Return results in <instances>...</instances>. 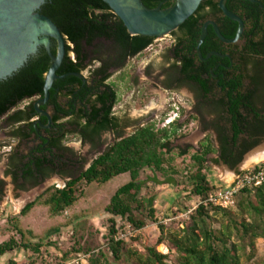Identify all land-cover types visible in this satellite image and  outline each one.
<instances>
[{
    "label": "trees",
    "instance_id": "16d2710c",
    "mask_svg": "<svg viewBox=\"0 0 264 264\" xmlns=\"http://www.w3.org/2000/svg\"><path fill=\"white\" fill-rule=\"evenodd\" d=\"M228 1V0H227ZM236 1L242 10L241 19L245 29L240 39V46H227L219 41L212 27L201 46L203 58L211 52L219 54L232 50L234 61L231 73L221 83L226 95L220 101H201L202 108H207L210 114L218 117L215 125L217 143L214 147L211 137H206L200 149L191 157L194 172L188 178L189 193L192 198L205 200L212 192V179L207 174L208 157L218 154L214 164H223L230 170L241 164L245 155L257 148L264 141V98L260 92L264 86V10L262 4L243 0H229L226 8L232 12L230 2ZM148 9H167L173 5V0H141ZM264 7V6H263ZM41 14L49 18L60 30L66 42V55L56 75L50 90L48 104L40 108L53 111V123L57 124V133L51 146L58 151L63 150V144L70 135L84 140L93 141L109 130L115 129L117 123L112 117V110L117 104L110 95H101L100 88L109 78L108 70L123 68L127 58H135L149 49L155 38L131 36L121 20L102 0H48L41 8ZM221 15V16H220ZM213 19L222 36L228 40L237 35L238 23L222 16L218 2L203 0L196 13L170 36L174 39L175 68L180 69L184 82L195 85L201 90V97L206 99L212 93L209 81L203 76L220 61L226 67L230 60L211 57L208 61H199L196 48L201 38L202 25ZM51 53L55 56L57 47L52 46ZM95 64L99 66L95 67ZM52 65L48 53L41 49L38 56L28 59L27 63L6 80L0 81V120L5 119L8 127L19 125L12 135L15 138L27 139V128L30 121L38 116L34 104L21 106L34 98H44L46 75ZM92 67L91 69H89ZM95 67V68H94ZM89 69V70H88ZM88 70L89 80L81 76ZM249 80L251 86L243 89L244 80ZM68 119L67 125L72 131L66 130L62 120ZM223 123V126L220 125ZM42 123H46L43 118ZM184 126L179 121L169 129L155 130L152 124L139 128L130 137L116 141L108 150L98 156L90 167L79 176L65 175L70 181L64 188H53L36 201L25 206L20 217L40 205L47 207L52 218H57L74 207L83 196L80 184L87 186H102L116 177L128 174L130 182L121 187L111 198L105 211L110 216L107 251L115 262H122L128 254L125 243L117 240L121 230L119 222L131 226L136 231L144 230L149 223L157 222L156 197H148L142 192L147 182L156 181L155 176L165 173L167 158L173 152L171 140L177 136ZM188 152L180 150L179 156L185 157ZM65 164H55L47 159L36 161V168L43 179L62 175ZM24 177L33 176V170L25 166ZM13 177L16 183L21 169L13 167ZM150 171L153 177L141 180L143 171ZM5 183L0 181V195ZM43 200V201H42ZM239 215L247 214L251 223H238L232 220L235 216L230 210L200 205L191 214V224L185 229L184 236L165 235V227L158 226L160 237L154 247L146 248V259H140V264H164L168 259L157 251V247L170 243L180 255V264H240L237 246L229 247L231 240L230 226L217 231L212 228V214H222L229 218L236 234L241 240H253L264 237V185L254 191H245L237 205ZM18 222V217L8 221ZM14 233L19 239L11 237L0 244V263L17 251L41 254V246L26 241L24 231L17 224ZM93 252L87 250L85 255ZM42 264H46L42 261ZM54 264L67 262L66 257ZM110 264L104 253L96 258L89 257L87 264ZM8 264H19L9 259ZM35 264V263H32Z\"/></svg>",
    "mask_w": 264,
    "mask_h": 264
},
{
    "label": "rangeland",
    "instance_id": "374dc122",
    "mask_svg": "<svg viewBox=\"0 0 264 264\" xmlns=\"http://www.w3.org/2000/svg\"><path fill=\"white\" fill-rule=\"evenodd\" d=\"M172 40L171 36L156 39L151 48L131 63L132 69L136 73H141L148 63L154 65L152 95L146 101H125L131 106L130 117L137 122L143 121L137 129L141 128L143 124L145 126L152 124L155 130H162L163 119L167 118L174 109V104H180L179 122L184 126L178 131L177 136L171 140L173 152L167 158L169 161L165 166V173L155 176V182L149 180L142 192L148 197H156L158 223H149L142 231H136L131 227V234L125 243L126 250L130 254L122 262H115L112 259L106 246L110 216L106 214L105 209L114 194L130 182L128 174L116 177L102 186L80 184L79 189L83 196L74 207L57 219L52 218L48 208L40 205V203L27 216L20 217L21 210L27 204L32 203L35 198L38 199L41 196H43V200L46 199V193L53 188H64L69 178L60 179L57 176H52L38 188L17 191L11 178L3 175L7 161L6 155L10 152L11 147L16 148L22 154H26L27 145L18 144L15 140H8L3 144L0 139V177L6 183L4 195L0 199V244L8 241L11 237L19 239L14 233V226L17 224L24 231L26 241L41 246L39 256L34 255L32 252L17 251L6 258L4 264H8L9 259L18 261L20 259L19 264H42L43 260L46 264H54L56 260L62 257H66L68 262L81 256H87L85 255L87 250L93 252L90 256H87V259L89 257L94 259L99 253H104L110 264H140L139 260L145 261L147 257L146 248L154 247L160 237L159 225L165 227V235L184 236L185 229L191 224V214L200 201L198 198H192L189 194L191 188L188 186V178L194 172L191 157L200 149V145L205 138L201 139L197 131L198 114L194 110L196 101L192 100V96L186 90L167 95L157 89V75L161 67L167 65V62H163L161 57L164 54L167 55L172 46ZM140 77L144 79L142 75ZM29 103L30 101L25 102L21 109ZM122 105L123 101H120L119 106ZM202 116L204 119L210 118L206 110H203ZM145 119H147V122ZM3 132L4 126L0 124V135ZM129 134H133V131ZM207 137H211L215 147L213 136L208 135ZM105 139L107 141L111 140L110 135H106ZM65 145L72 149L75 157L78 158H82L88 149L81 143L80 138L75 135L67 138ZM262 146H264V141L245 155L241 164L234 170L228 169L223 164H214L213 161L217 158L215 154L209 156L207 174L211 179L217 176L216 182H219L220 179L230 182L236 172L252 166H248L247 161L254 152L263 150L260 149ZM180 150H186L188 152L187 156L180 157ZM262 161L264 159L258 163ZM79 174V172H75L73 176L77 177ZM151 177L153 175L148 170L141 173L142 181ZM230 211L235 214L232 220H236L240 224L253 221L247 214L239 215L237 208ZM14 217H18V222L9 223L8 221ZM212 217V228L214 230L219 231L230 226L231 240L229 247L232 245L238 247L240 264H264V237L253 240L251 245L249 238L241 240L238 237L229 218L214 213ZM126 226L127 224L123 221L119 222L121 230L126 231ZM157 251L168 257L164 264H180V255L170 243L165 242V244L158 246ZM85 264H87V261Z\"/></svg>",
    "mask_w": 264,
    "mask_h": 264
},
{
    "label": "flooded vegetation",
    "instance_id": "af4514ba",
    "mask_svg": "<svg viewBox=\"0 0 264 264\" xmlns=\"http://www.w3.org/2000/svg\"><path fill=\"white\" fill-rule=\"evenodd\" d=\"M215 1L218 2V6H219L220 0H215ZM255 3L262 4V9L264 10L263 7L264 0H255ZM238 6L239 4L236 1L230 2V8L232 10L231 13L240 17V15H242V10H239ZM39 13L41 14V9L39 10ZM222 16H224L223 13ZM208 22H214L216 24V22L213 19H208L203 23L202 29L204 25ZM210 27L211 26H209V28ZM171 38L173 39L172 36ZM173 45H174V39L172 40V46L168 50L167 55L164 54L161 57L163 62L165 63L167 62V65L161 67V70L157 75L158 76L157 89L161 90L164 94L167 95L173 93H180L182 90H186L187 93L192 96V100L197 102L194 107V110L198 114L197 116L198 120H201L200 124L201 125L203 124L202 126H204V129H206V131H212L216 135L215 125H217L218 117L211 114L214 118L210 122L205 120L204 117L202 116L203 110L208 111L209 114L210 111L207 108H202L201 101H220L221 98L226 95L227 91L223 90L221 83L231 73L232 67L234 66V61L231 55L232 50L227 49L223 54L218 53L221 56L218 57L219 59L230 60L231 62L230 66L226 67L225 64L220 61L210 70L209 73L203 76V79L205 81H209L208 85L210 88H212V93L208 95L206 99H204L201 97L202 95L201 90L193 84L184 82V77L180 74V69L174 67V65L176 64V59L174 55V50L172 49ZM235 45L240 46L241 45L240 41L238 44ZM52 46H55V43L53 41L51 43V48ZM227 46H231V45H227ZM41 49L44 48L40 47L37 53L31 57L38 56ZM196 53L199 61L206 62L211 58L210 57L207 60H202L198 55L197 48H196ZM211 53H209L207 57ZM137 57L127 58L123 68L119 70L118 69L116 70L114 68L108 70V74H110V76L103 82L100 88V94L110 95L111 97L109 98H112L113 101H117V104L112 110V117L115 119L117 123V127L115 129L102 133L99 138H96L93 141L84 140L83 138L77 135L80 138L81 143H83L86 147H88L86 154L82 158L75 157L72 149H69L65 145V142L63 144L64 151H58L55 147L51 146L52 140L55 138V134L57 133V124L53 123V111L51 107L47 108V110H42L45 114L48 115V117L38 114L36 118L30 121L31 126L27 128V133H29V137L25 140L20 138H15L12 135L14 130H17L19 128V125L15 127H8L5 123V119L0 120V124H3L4 126V132L0 135V139L3 144H5V142L8 140L11 141L15 140L17 141L18 144L27 145L26 154H22L16 148L11 147L10 152L7 153L6 155L7 161L3 175L4 177L11 178L12 183L14 184L17 191H26L29 189L38 188L41 185H43L45 181L49 179V178L43 179L38 173L36 168L37 160L47 159L48 161H53L55 164H62V165L65 164V167H63L62 169V175H55L60 179H64L65 175L71 176L75 172L82 173L83 171L87 170L92 164V162L98 156L104 154L108 150V148L112 146L116 141L130 137L138 130L137 127L141 125L143 121L137 122L136 120H133L130 117L131 106L125 101H146L152 95L151 91H152V83L154 81L153 78L154 65L152 63H148L147 65H145L141 73H136L132 69L131 63ZM97 66H99V64H95V67ZM91 68L92 67H90L89 69ZM88 70H86L81 76L86 81L89 80ZM140 75H142L144 79H141ZM147 85H149V87H147ZM250 86H251V82L247 79L244 80L243 89L247 90ZM260 94L264 98V86L262 87ZM42 99L43 98H34L30 100V103L28 105L34 104L35 107V105L38 102H40ZM171 100L173 101V99ZM120 101H123L122 106H119ZM48 102L46 104L40 105L39 109L45 107L48 104ZM43 118L46 119L45 124L42 123ZM49 119L51 121H49ZM67 121L68 119L62 120L61 124L65 125L66 130L72 131L73 129L72 127L67 125ZM145 121L147 122V119H145ZM220 125L223 126V123L220 122ZM142 127H145V125L143 124ZM131 131H133V134L130 135L129 133ZM106 135H110L111 140L107 141L105 139ZM70 136H68V138ZM216 142H217V135H216ZM215 148L216 149L219 148L218 143L217 146H215ZM15 165H18V167L21 169V171L19 172V179L16 183L14 182V177L12 174L14 171L13 167ZM25 166H29L33 170L32 177L31 176L30 177L27 176L26 178L24 177L25 171H28L25 168ZM0 181L5 183L4 179L1 177H0ZM4 189L2 195H0V199L4 195ZM36 199L37 198H35L34 201H36Z\"/></svg>",
    "mask_w": 264,
    "mask_h": 264
},
{
    "label": "water",
    "instance_id": "95a60500",
    "mask_svg": "<svg viewBox=\"0 0 264 264\" xmlns=\"http://www.w3.org/2000/svg\"><path fill=\"white\" fill-rule=\"evenodd\" d=\"M47 1L0 0V81L18 72L27 63L29 57L35 55L40 47L44 48L52 65L45 79V97L35 105V109L38 114L46 117L48 115L40 110L39 106L48 102L50 90L55 81L60 79L56 73L66 55V42L60 30L49 18L39 13ZM102 1L121 20L131 36L155 39L168 37L172 32L177 31L196 13L203 2V0H173V5L167 9L160 7L148 9L141 0ZM243 1L255 3V0ZM226 2L227 0H220L219 9L226 18L238 23L237 35L234 39L228 40L222 36L214 22L206 23L197 45L198 55L202 60L212 56L221 57L216 52L211 53L206 59L202 57L200 49L208 35L209 26L213 28L217 38L226 45L238 44L244 33V21L226 8ZM52 41L57 47L55 56L51 53Z\"/></svg>",
    "mask_w": 264,
    "mask_h": 264
},
{
    "label": "built area",
    "instance_id": "2783aa9c",
    "mask_svg": "<svg viewBox=\"0 0 264 264\" xmlns=\"http://www.w3.org/2000/svg\"><path fill=\"white\" fill-rule=\"evenodd\" d=\"M180 104H174L173 110L163 119L162 129H169L175 122L180 119ZM264 185V161L257 165H253L233 176L230 182L219 181L213 182L212 192L205 200H200L197 207L206 205L225 210L236 209L239 199L245 191H254ZM131 226H126V231L119 230L117 240L127 241L130 236ZM87 256H81L72 261L63 264H85Z\"/></svg>",
    "mask_w": 264,
    "mask_h": 264
},
{
    "label": "crops",
    "instance_id": "0c3cea01",
    "mask_svg": "<svg viewBox=\"0 0 264 264\" xmlns=\"http://www.w3.org/2000/svg\"><path fill=\"white\" fill-rule=\"evenodd\" d=\"M197 103V102H196ZM196 103H194V106L196 105ZM209 117L210 118H208V119H206L205 118V120H207V121H211L214 117L211 115V114H209ZM200 121L201 120H198V118H197V125H198V129H197V131H198V133L200 134V137H201V139H203V138H205L206 136H210V135H212L213 136V138L215 139V144H216V146H217V142H216V135L212 132V131H206V129H204V126H202L201 124H200ZM260 149H264V146H262V148H260ZM216 155V157L218 158V154H215ZM216 158V159H217ZM237 173V172H236ZM216 178H217V176H215ZM216 178H212V181L213 182H215V179ZM220 181H224V180H221L220 179ZM155 207H156V205H155ZM67 213V212H66ZM57 218H59V217H57ZM57 218H54V219H57ZM11 256V255H10ZM9 256H7L6 258H8ZM6 258L0 263V264H4V261L6 260ZM15 260V259H14ZM15 261H17V262H19V261H21L20 259H19V261L18 260H15Z\"/></svg>",
    "mask_w": 264,
    "mask_h": 264
},
{
    "label": "bare ground",
    "instance_id": "6f19581e",
    "mask_svg": "<svg viewBox=\"0 0 264 264\" xmlns=\"http://www.w3.org/2000/svg\"><path fill=\"white\" fill-rule=\"evenodd\" d=\"M250 156V155H249ZM264 159V149L259 150L257 152H254L248 159L247 165L248 166H253V164L258 163L259 161ZM259 164V163H258ZM257 165V164H256ZM248 168V167H247ZM229 181V180H228Z\"/></svg>",
    "mask_w": 264,
    "mask_h": 264
}]
</instances>
